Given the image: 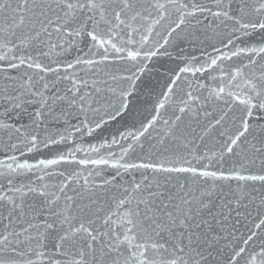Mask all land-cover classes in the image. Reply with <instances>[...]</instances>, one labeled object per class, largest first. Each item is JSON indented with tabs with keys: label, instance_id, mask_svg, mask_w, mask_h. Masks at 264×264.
I'll return each mask as SVG.
<instances>
[{
	"label": "snow or ice",
	"instance_id": "1",
	"mask_svg": "<svg viewBox=\"0 0 264 264\" xmlns=\"http://www.w3.org/2000/svg\"><path fill=\"white\" fill-rule=\"evenodd\" d=\"M0 264H264V0H0Z\"/></svg>",
	"mask_w": 264,
	"mask_h": 264
}]
</instances>
